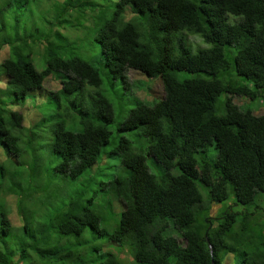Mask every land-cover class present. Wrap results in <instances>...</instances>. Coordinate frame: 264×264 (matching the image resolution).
<instances>
[{
	"label": "trees",
	"instance_id": "16d2710c",
	"mask_svg": "<svg viewBox=\"0 0 264 264\" xmlns=\"http://www.w3.org/2000/svg\"><path fill=\"white\" fill-rule=\"evenodd\" d=\"M94 5L70 4L78 16ZM110 6L96 12L92 32L110 77L126 82L133 67L161 85L158 99L138 102L116 124L147 137L144 151H132L125 135L104 147L112 110L94 66L51 52L39 71L24 42L16 41L0 68L17 103L48 75L59 87L48 89L53 100L46 113L36 107L47 124L0 108V162L3 154L11 157L5 179L0 163V195L44 189L35 173L45 165L48 174H59L57 197L65 186L75 192L40 221L17 204L18 222L12 223L1 202L0 264H80L82 252L70 238L86 227L123 249L118 258L102 250L94 264H122V255L127 264H264V107L255 110L258 99L264 103V0H113ZM189 35L202 44L189 42ZM234 95L244 101L235 103ZM64 103L72 120L61 116ZM110 152L118 162L97 177ZM146 155L159 166L158 178ZM212 203L218 206L210 215Z\"/></svg>",
	"mask_w": 264,
	"mask_h": 264
},
{
	"label": "rangeland",
	"instance_id": "374dc122",
	"mask_svg": "<svg viewBox=\"0 0 264 264\" xmlns=\"http://www.w3.org/2000/svg\"><path fill=\"white\" fill-rule=\"evenodd\" d=\"M74 1L75 0H0V62L2 61V58L11 55L10 50L16 41L18 45L24 42L30 52L29 56L32 58L34 67L39 71L42 70V67L45 65V60L50 56L51 52L62 56L61 58L74 54L89 62L97 69L101 78V83L98 86V89L106 95L111 104L112 119L107 124L109 128V136L104 147L111 148L120 135H125L130 140L132 151H144L145 145L148 141L147 137L140 135L135 129H117L116 124L117 121L126 114L127 110L138 102L142 101L145 104H150L154 99L159 98L162 94V90L157 79L158 77H147L141 70L129 67L125 74L126 83L123 82L121 78L112 79L103 64L101 51L98 47L97 41L93 38L92 32L94 25L97 24L96 18L94 19L96 12L100 8L108 12L111 9L110 2L113 0H92L95 4L92 13L87 15L80 14V16H78L77 12L74 11L75 9L73 10L70 6ZM4 39H8V42L3 41ZM187 39L194 45L202 44L200 43L201 39L196 35H189ZM206 45V43H203V46ZM191 50L194 51L195 48L191 47ZM178 75L189 76L192 75V73L180 71L178 72ZM5 79L6 73L0 68V108H17L23 114L28 116L27 120L31 119L37 125H40V123L47 124L45 123L47 116H43L44 114L41 115V113L43 111L46 113V110L50 108L53 97L48 95V89L51 91L56 90L59 87L58 80L51 75L42 78L40 86L29 89L26 94V97L28 98L25 97L26 99L20 103L18 101V104L13 95L4 87L3 84ZM88 88L85 97L91 89L89 86ZM9 96L14 99L16 103L15 101L10 100ZM222 97V94L218 97L220 100L217 102L218 113L223 111L221 106ZM85 100V103L89 102L88 97H86ZM232 100L237 104H241L242 101H244L243 98L238 95H234ZM257 101V108L255 110L260 111L264 107L263 99L260 98ZM261 103L263 104L261 105ZM64 104L65 106L63 105L62 107L61 116L64 117L65 114V121L72 120L73 112H68V105L66 103ZM36 107L40 109L39 111L41 113L36 110ZM28 122L26 121V124L24 125L25 127ZM208 149L210 153H213L212 143L208 145ZM0 150L2 149L0 148ZM110 154L113 156L109 155L110 158L108 162L101 166V170L96 175L97 177H100L108 170H111L113 168L112 165H115L118 162V159L116 158L117 154L114 152H110ZM211 156H213V154H210V157ZM6 159L7 158L3 154V159L0 162L5 164L3 167L6 169L3 179L10 176L9 169H11V165L9 160L11 157L7 160ZM145 162L153 175L158 178L157 170L159 166H157V163H155L149 155L145 156ZM35 174H39L35 180L37 184L40 182L45 185L47 184L44 189L39 190L38 192L19 195L18 198H15L17 195L13 193H3V195H0V204L4 201L6 205L5 210L12 223L18 222L17 212L14 210V208L16 209L15 206L17 204L18 206L20 205L21 207L31 210L33 212V217L40 221L44 220L47 215L53 213L55 205L60 203L61 199L65 196H71L75 192L72 186H70V188L65 186L57 197L58 184L56 182L59 174L57 172L50 173L51 177L48 178L50 174L47 172L46 165L41 167V169L39 166V170L36 171ZM51 178L52 180H50ZM0 189H2V187H0ZM0 192H3V190H0ZM53 192H55V194H53ZM46 194L49 198L46 201L40 198L41 202H39V197ZM111 196L113 198L111 197L110 200L113 201L114 195L111 194ZM56 197L57 199L55 200ZM117 205V202H115L113 207L114 210L118 209ZM217 206L218 204H211L209 211L210 215L215 213ZM261 206V221L264 223V201L262 200ZM115 215L117 219V212ZM70 240L71 242H75L78 245L77 248L79 251L82 252L80 254L83 259L80 260V264H94V262L99 260V257L103 252L102 250H112V253L115 254L117 258L123 251V249L116 244L113 246L110 245L112 243L108 244L103 240V237L100 234L95 233L94 235H90L88 227H86L79 236L70 238ZM99 246L101 247V250ZM90 247H96V250L89 251ZM121 257L125 260L123 261L120 258L121 263L125 264L126 262L127 264L129 259L127 260V257L124 255ZM87 261L89 263H87ZM56 262L58 264H78L72 259L58 261L50 260V263H48L56 264Z\"/></svg>",
	"mask_w": 264,
	"mask_h": 264
},
{
	"label": "water",
	"instance_id": "95a60500",
	"mask_svg": "<svg viewBox=\"0 0 264 264\" xmlns=\"http://www.w3.org/2000/svg\"><path fill=\"white\" fill-rule=\"evenodd\" d=\"M209 248H210V250H211V246L209 245Z\"/></svg>",
	"mask_w": 264,
	"mask_h": 264
},
{
	"label": "clouds",
	"instance_id": "9594fccd",
	"mask_svg": "<svg viewBox=\"0 0 264 264\" xmlns=\"http://www.w3.org/2000/svg\"><path fill=\"white\" fill-rule=\"evenodd\" d=\"M126 83V82H125Z\"/></svg>",
	"mask_w": 264,
	"mask_h": 264
}]
</instances>
